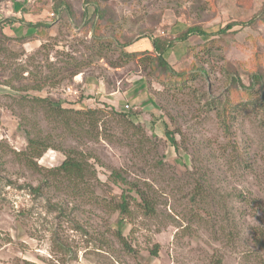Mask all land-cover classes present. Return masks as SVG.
<instances>
[{
	"label": "rangeland",
	"instance_id": "rangeland-1",
	"mask_svg": "<svg viewBox=\"0 0 264 264\" xmlns=\"http://www.w3.org/2000/svg\"><path fill=\"white\" fill-rule=\"evenodd\" d=\"M67 1L72 14L0 0V264H264V95L231 81L233 66L246 87L264 70V19L219 33L264 0H100L98 27L92 5ZM38 22L50 26L19 38ZM191 26L207 42L177 38ZM156 36L173 41L172 70L147 58ZM28 133L50 136L39 169L18 155ZM70 149L88 162L86 192L48 174Z\"/></svg>",
	"mask_w": 264,
	"mask_h": 264
},
{
	"label": "trees",
	"instance_id": "trees-1",
	"mask_svg": "<svg viewBox=\"0 0 264 264\" xmlns=\"http://www.w3.org/2000/svg\"><path fill=\"white\" fill-rule=\"evenodd\" d=\"M86 5H92L94 7L93 13L90 16L91 18H93V16H98V20L94 22V24H98V25H96L95 27H98L102 23L104 25L108 23V20L110 19V17H108L105 11L106 9L104 7H101L100 0H86ZM55 10L58 14H61V12H63L64 10L72 14V7L67 0H57L55 4ZM84 14L86 16L90 15L88 10ZM53 16H55V13H53ZM258 19L259 20L264 19V6L257 13H255L249 20L234 21L232 23H229L224 28L219 30V33H227L235 25H241V26L255 25ZM87 21L89 22V18L87 19ZM28 26L29 28L27 30V34L21 35L19 37L20 39L24 40L26 37L32 36L35 33V31L36 33H38L45 27H49L50 24L46 22L45 23L38 22V23H29ZM190 35H198L205 41L209 37V34L202 27L191 26V27L186 28L183 32H181L177 38L185 42L186 39H188ZM131 43L132 41L128 40L126 41V43H123L122 46H127ZM153 44H154V51L156 52V55L153 54V51L146 50L145 52L148 54L147 58L151 59L154 62V64H156L157 66H160L163 69L172 70L170 62H168V60L166 59V55L169 54L171 48H173L174 46L173 41L171 39H166L165 37L156 36L153 40ZM0 50H3V49L0 47ZM137 53L127 52L126 55L133 57ZM114 66L118 67L119 65L115 63ZM233 71L235 72H232L233 74L231 75V81H232V85L234 88H236V86H239L241 88V91L249 92L250 89L255 87V85H259L258 93L264 95V92L262 93V91L264 90V70L261 67H259L253 73H250L251 83L248 87H246L241 81L240 76H239L240 70L238 69V67L233 66ZM36 100L38 103L40 102L46 103V105L49 108H51V110H53L54 112L57 113V115H60V116H63L65 113H69L73 111L72 109H64L62 107V100L52 101L50 99L48 100V99H43V98H37ZM254 102L260 106H264V97L260 100L257 99ZM98 112L99 111H97L96 109H89L87 111H76L78 115H83V114L96 115ZM67 127L71 133L75 132V128L73 126H69V124H67ZM166 134L169 135V138L171 142L173 143V145L176 144L175 137L172 136L171 132L166 131ZM27 136H28L27 137L28 138L27 147L24 151L19 152L18 155L20 159L23 160L27 166L37 169L38 163L36 159L42 156V154L48 148L52 147L50 136L48 135L47 136H42V135L33 136L32 134L30 135L29 133ZM48 171H49L48 174L53 175L55 177L59 175H63V176H66L68 180L73 181L76 185L82 184L83 185L82 189H84L85 192L90 189L89 188L90 183L88 182L87 177H86L89 172L88 162L85 161L83 153H81L80 151L76 149H70L67 154V157L62 162V164L58 166L57 168L49 169ZM114 175L116 178H118L119 176L118 173H115ZM45 182H46L45 184H47V181ZM114 182H117V180ZM36 189L40 190V187H36ZM144 206L148 211L153 210L152 209L153 207H151L147 199H145ZM115 207L116 208L118 207L121 213L124 215L130 213L129 203H128L126 195L121 196V201L116 202Z\"/></svg>",
	"mask_w": 264,
	"mask_h": 264
},
{
	"label": "crops",
	"instance_id": "crops-1",
	"mask_svg": "<svg viewBox=\"0 0 264 264\" xmlns=\"http://www.w3.org/2000/svg\"><path fill=\"white\" fill-rule=\"evenodd\" d=\"M149 48V47H148ZM136 49V48H135ZM150 50H151V48H149ZM137 51V50H136ZM141 79H139V81L137 82V84H135L134 85V87H133V91L134 92H138L140 89H143L144 87H145V82L143 81V79H142V81H140ZM119 84V83H118ZM87 86H89V85H87ZM102 88L103 87H101L99 90L101 91L102 90ZM96 90V89H95ZM115 91V90H114Z\"/></svg>",
	"mask_w": 264,
	"mask_h": 264
}]
</instances>
